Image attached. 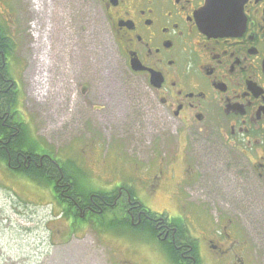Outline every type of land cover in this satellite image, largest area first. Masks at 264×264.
Wrapping results in <instances>:
<instances>
[{
    "label": "flooded vegetation",
    "instance_id": "obj_1",
    "mask_svg": "<svg viewBox=\"0 0 264 264\" xmlns=\"http://www.w3.org/2000/svg\"><path fill=\"white\" fill-rule=\"evenodd\" d=\"M93 4L125 101L134 105L139 120L172 128L162 140V151L172 164L177 156L190 173H183L176 184L185 180L187 185L201 174L206 188L202 196L207 199L197 203L211 197L213 204L218 200L238 214L225 217L210 247L218 254L233 252L226 264H245L235 252L238 242H230L233 232L264 240V0H93ZM13 31L12 20L5 23L0 16V152L6 156L5 167L24 176L23 170L41 165L44 157L29 158L12 142L22 122L11 109L17 84L8 67L19 60L21 73L24 69ZM177 169L173 165L175 178ZM62 177L60 173L55 182L65 192ZM115 188L106 204L116 206L129 225L141 226L138 237L150 239L149 244L171 263L172 248L178 250L179 264L201 263L199 250L194 256L193 246L185 240L184 211L192 204L184 192L180 200L178 193L174 196L178 213L168 209L164 213L147 209L142 203L145 195L132 196L125 185ZM61 194L80 216L93 210ZM237 220L245 222L244 230Z\"/></svg>",
    "mask_w": 264,
    "mask_h": 264
},
{
    "label": "rangeland",
    "instance_id": "obj_2",
    "mask_svg": "<svg viewBox=\"0 0 264 264\" xmlns=\"http://www.w3.org/2000/svg\"><path fill=\"white\" fill-rule=\"evenodd\" d=\"M2 15L5 23L12 20L16 52L24 62L22 73L19 60L8 67L17 84L11 109L77 181L79 191L108 192L125 185L145 195L147 209L172 213H178L184 192L192 204L185 225L189 237L197 239L200 264H222L223 256L225 264L231 261L233 252L218 254L210 240L218 239L226 218L238 214L218 200L213 204L211 197L197 203L207 199L201 174L187 185L185 180L176 184L190 173L177 156L172 164L162 151L172 128L139 120L134 105L125 101L93 0H0ZM41 76L43 94L37 91ZM60 211L48 188L0 161V264H173L137 232L104 230L94 220L71 227ZM237 224L244 230V221ZM235 240L245 264H264V240L245 231L233 232L230 242Z\"/></svg>",
    "mask_w": 264,
    "mask_h": 264
},
{
    "label": "trees",
    "instance_id": "obj_3",
    "mask_svg": "<svg viewBox=\"0 0 264 264\" xmlns=\"http://www.w3.org/2000/svg\"><path fill=\"white\" fill-rule=\"evenodd\" d=\"M14 96L10 100L11 107L14 105ZM17 114V112H14ZM20 132L16 134L12 138V142H14L15 146L19 148V151L22 153H27L33 155L36 152H46L42 149L41 144L37 139L32 137L28 132L24 123H20ZM0 160L5 161L6 156L3 152H0ZM57 160L52 158L51 160L44 158L43 163L40 164H30L27 170H23L24 173L27 174L32 180L37 181V183L44 185L46 188L48 187L53 197L59 202L61 211L60 213L65 217L66 220L71 222L69 223L71 227L76 223H86L88 220H94L99 225V227H103V229L109 230H117V232H138L140 230L139 225L131 226L128 221H125L121 216V212L116 211V206L107 205L106 202L110 198L109 196L116 192V188L114 187L112 190L108 192L101 191H87L81 192L79 191V186L77 181L70 175L64 173L63 169L61 172L63 177L59 180L60 183L65 184L66 187L65 192L61 190L62 186L56 185V180L60 177V172L57 168ZM21 171V170H20ZM129 188V192L132 196H136V193L133 188L126 186ZM66 193L70 196V199H73L80 203H87L92 206L90 212L85 213L83 216L78 214L77 209L73 207L70 202L66 201V198L63 197L61 193ZM66 206V207H65ZM67 212H66V211ZM154 212V211H152ZM67 214V215H66ZM109 217L107 215H112ZM109 217V218H108ZM176 220V219H175ZM102 229V230H103ZM185 240L193 246L192 254L195 256V251L197 249V243L194 239L187 236ZM171 261L174 264H179V255L178 250L172 248L171 253L169 254ZM198 264V260H197Z\"/></svg>",
    "mask_w": 264,
    "mask_h": 264
},
{
    "label": "bare ground",
    "instance_id": "obj_4",
    "mask_svg": "<svg viewBox=\"0 0 264 264\" xmlns=\"http://www.w3.org/2000/svg\"><path fill=\"white\" fill-rule=\"evenodd\" d=\"M40 78H41L40 80H39V78H38V84H39V86H40V84H41V86L37 89V91H38L39 94H43V91H45V88H46V79H44V80L42 81L43 77L41 76ZM39 81H40V83H39ZM43 82L45 83L44 86L42 85ZM65 207H66V206H65ZM65 211H66V210H65ZM66 212H67V211H66ZM66 215H67V214H66Z\"/></svg>",
    "mask_w": 264,
    "mask_h": 264
},
{
    "label": "water",
    "instance_id": "obj_5",
    "mask_svg": "<svg viewBox=\"0 0 264 264\" xmlns=\"http://www.w3.org/2000/svg\"><path fill=\"white\" fill-rule=\"evenodd\" d=\"M210 1V0H209ZM217 8V6H215L213 9L215 10Z\"/></svg>",
    "mask_w": 264,
    "mask_h": 264
}]
</instances>
